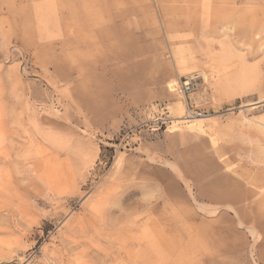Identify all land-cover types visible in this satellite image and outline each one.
<instances>
[{
	"label": "rangeland",
	"instance_id": "rangeland-1",
	"mask_svg": "<svg viewBox=\"0 0 264 264\" xmlns=\"http://www.w3.org/2000/svg\"><path fill=\"white\" fill-rule=\"evenodd\" d=\"M0 264H264V0H0Z\"/></svg>",
	"mask_w": 264,
	"mask_h": 264
}]
</instances>
